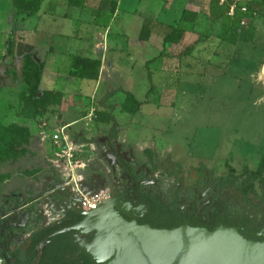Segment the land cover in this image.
<instances>
[{"label":"rangeland","instance_id":"rangeland-1","mask_svg":"<svg viewBox=\"0 0 264 264\" xmlns=\"http://www.w3.org/2000/svg\"><path fill=\"white\" fill-rule=\"evenodd\" d=\"M111 2L87 0L85 7L78 8L68 0H45L41 11L30 16L18 13L13 0H0V102L9 99L16 103V94L9 89L20 84L14 81V74L21 75L27 51H36L41 58L49 55L64 66L66 55L93 49L113 64L101 89L94 91L87 79L63 81L66 109L74 99L81 108L79 114L88 116L89 123H79L84 124V132L76 131L74 141L68 142L73 165L63 151L67 143L62 146L58 140L56 144L49 140L47 151L34 140L27 153L2 164V171L9 176L0 181V214L5 215L0 233L12 248L27 245L38 229L61 222L65 211H73V189L95 196L101 207L131 194V178L107 145L112 123L98 122V111L107 110L101 102L114 88L146 99L150 81L144 61L163 45L154 37L159 48L145 49L146 43L140 39L143 22L153 18L175 24L187 0H167L171 4L166 15H160L163 12L155 1L121 0L117 14L111 11ZM230 2H235L234 14L227 15L203 38L213 42L206 50L218 56L217 69L212 67L215 59L211 55L203 59L207 67L205 74H200L203 68L198 55H193L199 45L190 55H181L186 46L181 43L171 46L169 55L159 62H152L158 66L152 104L132 114L125 106V94L120 92L107 101L115 105L119 123L114 150L131 163L144 191L164 202L179 196L180 210L192 212L203 223L218 205V190L207 186L211 174L222 176L229 165L238 174L246 167L255 170L264 154V3ZM9 37L16 42L14 56L7 54ZM86 55L97 57L92 52ZM53 85L55 82L44 78L40 88L62 89ZM82 96H87V101ZM47 191L50 193L43 195ZM222 197L237 212L232 223L242 217L250 218L252 226L260 222L258 208L243 205L238 190L226 188ZM98 226V221L87 222L78 229V236L94 241ZM246 233L259 239L264 228Z\"/></svg>","mask_w":264,"mask_h":264},{"label":"trees","instance_id":"trees-1","mask_svg":"<svg viewBox=\"0 0 264 264\" xmlns=\"http://www.w3.org/2000/svg\"><path fill=\"white\" fill-rule=\"evenodd\" d=\"M230 1L231 0H229V2ZM44 2L45 0H13V5L18 13H28L30 16H35L41 11ZM86 3L87 0H68L70 6L78 8L85 7ZM262 3H264V0H262ZM118 4V0H112L111 11L113 13L117 12ZM225 11H229V5L226 6ZM198 17L199 13L197 11L185 9L182 12L179 23L176 25L164 23L153 25L152 20L146 19L140 31L141 40H149L156 26H160L163 29V49L161 53L153 59L148 60L145 64L150 81V88L146 94V99L139 100L133 92L124 88H114L103 97L101 102L107 110L98 111V122L112 123L107 145L120 162L123 171L130 176L131 182L134 185L130 191L134 192L138 198L144 202H149L150 200L154 201V204L150 206V212L146 220L147 223H140L150 224L154 228L171 229L180 226V224L184 222L192 226H198L201 223L192 212L179 209V196H176L171 202H164L159 200L158 196L144 191L143 186L139 183V177L136 175L135 169L131 163L120 158L114 150V141L117 140L119 134V123L115 116V105L107 104V101L120 92L125 94V106L132 114L140 112L146 104L151 103L150 95L155 85L150 64L159 58L168 56L169 52L167 51L171 46L181 44L187 31L186 25L196 23ZM201 41H203V38L199 36L195 41L185 46L181 55H190ZM6 47L8 56H14L16 54V42L13 37H9L6 40ZM34 56V51L25 52L22 58L23 65L21 75L18 76L17 73L14 74V81L20 82L22 85V91L20 93L21 107L18 114L30 118L49 113L54 106L62 103L65 96L62 90L53 89L42 91L40 89L44 64L39 63ZM102 64L103 61L101 58H92L83 54H73L71 56L68 74L70 77L76 79L98 80ZM33 139L34 136L27 127H22L17 124L4 125L0 123V164L27 153L29 150L28 146ZM8 176L9 174L0 171V181L5 180ZM207 186H211V191L214 188L218 190L216 196V200L218 198V205L212 209V212L209 214V220L205 225L208 229L213 230L219 223L230 225L231 217L233 214L237 213L227 200L222 197V191L226 188L238 190L243 198L242 204L254 205L261 213V220L255 226H252L253 221L250 218H243L241 216L242 219L239 220L240 231L248 238H253L246 232H258L264 228V154L260 158L255 170L246 167L244 172L238 174L237 170L229 165L227 173L222 176L216 177L212 173L210 182ZM196 200L195 202H197ZM82 220L83 216L81 214L69 212V218L66 221L54 226L45 227L34 233L27 250H16L15 255L18 264H69L65 257V252L63 251L64 243L68 241L67 236L60 234L49 238L50 243H47L43 247L41 259L38 262L39 244L45 242L48 237L60 227Z\"/></svg>","mask_w":264,"mask_h":264},{"label":"water","instance_id":"water-1","mask_svg":"<svg viewBox=\"0 0 264 264\" xmlns=\"http://www.w3.org/2000/svg\"><path fill=\"white\" fill-rule=\"evenodd\" d=\"M126 210L130 219L123 215ZM136 210L130 201L119 197L98 210L81 212L83 220L71 229L87 222L99 223L94 241L80 244L85 255L98 264H264V239L248 238L239 227L219 223L210 230L184 222L176 228H154L140 224L134 218ZM43 245L39 244L38 262ZM0 250L4 253L0 264H13L11 252L2 242Z\"/></svg>","mask_w":264,"mask_h":264},{"label":"crops","instance_id":"crops-1","mask_svg":"<svg viewBox=\"0 0 264 264\" xmlns=\"http://www.w3.org/2000/svg\"><path fill=\"white\" fill-rule=\"evenodd\" d=\"M118 1H119V4H118L117 12L120 11L121 5H122L121 0H118ZM150 1H155L158 3L157 7L160 10V13H161V11L163 12V14H160V15H166V13H164V11H165L167 6H170L171 3H168L167 0H150ZM172 1H174V0H172ZM227 4H228L227 1L223 2L222 0H187V7L185 9L197 11L199 13V17H198L196 23L186 25L187 31H186V34L184 36V39L181 42L182 45H188V44L192 43L199 36H202V38L205 39L206 36H208L210 33L213 32V29L216 30V28L221 23V21H224L225 18L227 17V15H229V13H225L226 12L225 9H226ZM117 12H116V14H117ZM182 12L178 15V19H176V23L174 25L179 23ZM146 19L152 20L153 25H156L157 23L171 24V23H167L164 21L156 20V19L153 20V18H146ZM111 27H112V22L108 26L107 30H109ZM154 37H157L158 41H160V44L163 45V29L160 26H156L153 29V33H152L150 39L145 41V43H146L145 49H149V48L151 49L153 46H155V47L158 46L157 44L153 43ZM212 43L213 42L208 41V40L201 41L199 43V47L193 53L194 56L198 55L197 61L199 63L200 68H203V72H200V74H205L204 72H206L207 64L203 61V59H208L206 57H211V55H213L214 59H215V65L212 67L217 69V66H218V64H217L218 59L217 58H218V56L215 53L212 54L211 52L206 50L207 45L212 44ZM158 48H159V46H158ZM162 48H163V46L159 48V51H157V54L154 57L158 56L161 53ZM90 52L97 55V57H92V58H101L103 61L99 79L98 80H90L93 83V89L95 91L97 89H101V86L104 83H106V79H107L109 73L113 69V67H112L113 64L110 61H108L106 63L105 57L98 55L95 52V50H93V49L91 51H86L84 53H76V54H83V55L85 54V56H88L86 54H88ZM72 55L73 54H71V53L66 55L67 61H66V64L63 66L62 63L59 62L58 60L55 61V60H53V58H49L48 57L49 55H45V56H43V58L39 57L37 52L35 51V56H34L35 59L39 63L44 64L42 81L44 80V78H47L48 80L51 81V83L55 82V85H53V86H60L62 88V89H60L59 87H53L52 89H47V90H53V89L62 90L66 96V91H64L65 86L63 85V81L68 83L70 81V78H72L68 74ZM88 57H90V56H88ZM154 57H151V58L146 57L144 64H146V62L148 60H151ZM191 57H193V56H190L188 59H190ZM157 62H159V60H156V63ZM64 63L65 62H63V64ZM154 63L150 64V68L152 71L153 82L155 85V79H156L155 76H156V70H157L158 66L154 67L153 66ZM261 64H262L261 65L262 74H264V59H263ZM21 91H22L21 83L18 84L17 86L15 85L13 88L9 89V92H13L14 94H16L17 100H16L15 104L10 102L9 99H6V100L0 102V123H2L4 125L17 124L19 126L29 128L32 135L34 136L33 141L37 140V142H40V146L43 147L45 151H47L49 149V146H47V143L49 140H51V141L53 140L52 142H54L55 144L57 143V140H58V143H62V146L63 145L65 146V144L68 143L69 140L74 139V134L76 131H78L79 133L84 132V128L81 126L84 124L79 125V123H82L84 120L87 121L88 116L82 117L79 114L81 112V108H79L76 105V103H74V99H73L72 103L69 105V109H66L67 107L64 105V99H65V96H64L62 103L60 105L54 106L49 113L38 115L35 118H30V117H26L24 115L18 114V112L20 111V107H21V100H20ZM146 94H147V92H146ZM86 95L88 96V94H86ZM87 96H82V99L87 101V99H88ZM150 104H152V103H150ZM85 125L86 126L89 125L88 121L86 122ZM33 141L28 146L29 150H30L31 146H33V144H34ZM57 149H60V148L58 147ZM2 164L3 163L0 164V171L2 173H4L2 171ZM73 168H74V166H73ZM131 184H132V182H131ZM4 217H5L4 214H0V222H1V220H3ZM0 226H1V224H0ZM0 240H1L0 242H2L4 245H6L9 248V251L11 252V255L13 258V264H18V260H17L16 255H15L16 250L17 249L27 250L29 247V244H30V241H29V243L23 247L16 246V247L12 248L11 246L4 243L5 239L1 233H0ZM46 243H48V242H45L43 247L46 245Z\"/></svg>","mask_w":264,"mask_h":264},{"label":"flooded vegetation","instance_id":"flooded-vegetation-1","mask_svg":"<svg viewBox=\"0 0 264 264\" xmlns=\"http://www.w3.org/2000/svg\"><path fill=\"white\" fill-rule=\"evenodd\" d=\"M158 199H159V197H158ZM121 200L122 201H130L132 203V205L137 208L136 213L134 214L135 215L134 218L139 223H147L146 220H147L148 214L150 212V206L154 204V201L150 200L149 202H144V201L140 200L138 198V196L134 192H131V194H129L124 199L121 198ZM69 212H73V211H71V210L65 211L64 218H63V220L61 222H64V221H66L69 218ZM123 215H124L125 218L130 219L129 216H128V215H130V212L128 210H126V213L123 214ZM61 222H59V223H61ZM79 222L75 221L73 224L60 227L56 231H59V230H61L63 228H68V229L63 231L62 233H59V234L55 235V236H58L60 234H64L65 236H67L68 241L66 243H64L63 251L65 252V257L67 258V262L69 264H98V263H95L94 261L90 260L84 253L85 249L84 248L82 249L80 247V244H86L87 242H91L89 240H85L84 238L78 236V229H80L82 227H80V228H75L74 227V229H71L72 226H76ZM59 223H56V224H59ZM200 223L202 225H204V226L206 225V223H203L201 221H200ZM56 224H52L50 226H54ZM230 225L239 227L240 222L239 221H237L235 223L231 222ZM46 227H48V226H46ZM44 228L45 227H42V228L38 229L36 232H38V231H40V230H42ZM262 239H264V236L259 238V240H262ZM31 240H32V238H31ZM31 240H30V243H31ZM45 242L50 243L49 239H47ZM3 254H4L3 251L0 250V257H2Z\"/></svg>","mask_w":264,"mask_h":264},{"label":"built area","instance_id":"built-area-1","mask_svg":"<svg viewBox=\"0 0 264 264\" xmlns=\"http://www.w3.org/2000/svg\"><path fill=\"white\" fill-rule=\"evenodd\" d=\"M223 2H228L227 5H229V15L234 14V9H235V2H229V0H222ZM90 116V115H89ZM66 149L64 150L66 155L68 154V163L69 165L74 164V158H73V151L72 146L69 145L68 143L66 144ZM131 185V182H129ZM74 195L76 197V200L73 201V212L80 214L81 212H92L95 210H98L101 208V203H99L98 198L95 196H88V194H83L82 192H77L76 190ZM115 196V195H113ZM180 209V208H179ZM223 219L225 220L224 216Z\"/></svg>","mask_w":264,"mask_h":264}]
</instances>
